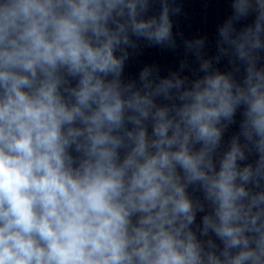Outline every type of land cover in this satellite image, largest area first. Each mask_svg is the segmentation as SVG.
<instances>
[{
    "label": "clouds",
    "instance_id": "1",
    "mask_svg": "<svg viewBox=\"0 0 264 264\" xmlns=\"http://www.w3.org/2000/svg\"><path fill=\"white\" fill-rule=\"evenodd\" d=\"M231 8L126 78L175 0H0V264H264V0Z\"/></svg>",
    "mask_w": 264,
    "mask_h": 264
}]
</instances>
